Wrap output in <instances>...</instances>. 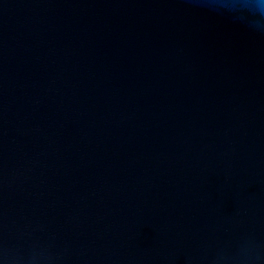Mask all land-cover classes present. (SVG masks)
Returning <instances> with one entry per match:
<instances>
[{"label":"water","instance_id":"95a60500","mask_svg":"<svg viewBox=\"0 0 264 264\" xmlns=\"http://www.w3.org/2000/svg\"><path fill=\"white\" fill-rule=\"evenodd\" d=\"M233 0H0V264H264V29Z\"/></svg>","mask_w":264,"mask_h":264},{"label":"clouds","instance_id":"9594fccd","mask_svg":"<svg viewBox=\"0 0 264 264\" xmlns=\"http://www.w3.org/2000/svg\"><path fill=\"white\" fill-rule=\"evenodd\" d=\"M230 9H245L256 19L252 27L257 30L264 29V0H233L232 3L224 5Z\"/></svg>","mask_w":264,"mask_h":264}]
</instances>
